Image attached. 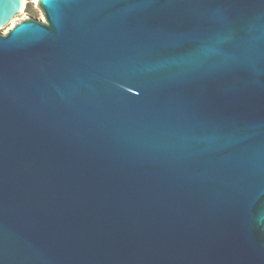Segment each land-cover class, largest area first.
<instances>
[{
	"label": "water",
	"instance_id": "1",
	"mask_svg": "<svg viewBox=\"0 0 264 264\" xmlns=\"http://www.w3.org/2000/svg\"><path fill=\"white\" fill-rule=\"evenodd\" d=\"M36 6L0 32V264H264V0Z\"/></svg>",
	"mask_w": 264,
	"mask_h": 264
},
{
	"label": "rangeland",
	"instance_id": "2",
	"mask_svg": "<svg viewBox=\"0 0 264 264\" xmlns=\"http://www.w3.org/2000/svg\"><path fill=\"white\" fill-rule=\"evenodd\" d=\"M26 3L25 10L21 14L17 15L14 20H12L6 27L0 28V32L5 33L10 30L19 21L25 20L27 18H33L43 21L44 17L41 10L36 6V0H24Z\"/></svg>",
	"mask_w": 264,
	"mask_h": 264
},
{
	"label": "built area",
	"instance_id": "3",
	"mask_svg": "<svg viewBox=\"0 0 264 264\" xmlns=\"http://www.w3.org/2000/svg\"><path fill=\"white\" fill-rule=\"evenodd\" d=\"M25 5H26V3L24 2V9H23V12H24V10H25Z\"/></svg>",
	"mask_w": 264,
	"mask_h": 264
},
{
	"label": "trees",
	"instance_id": "4",
	"mask_svg": "<svg viewBox=\"0 0 264 264\" xmlns=\"http://www.w3.org/2000/svg\"><path fill=\"white\" fill-rule=\"evenodd\" d=\"M26 9V8H25Z\"/></svg>",
	"mask_w": 264,
	"mask_h": 264
}]
</instances>
